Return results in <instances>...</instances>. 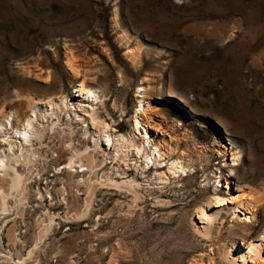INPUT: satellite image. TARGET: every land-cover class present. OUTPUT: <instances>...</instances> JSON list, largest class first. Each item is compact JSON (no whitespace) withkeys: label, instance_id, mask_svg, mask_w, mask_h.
I'll list each match as a JSON object with an SVG mask.
<instances>
[{"label":"rangeland","instance_id":"1","mask_svg":"<svg viewBox=\"0 0 264 264\" xmlns=\"http://www.w3.org/2000/svg\"><path fill=\"white\" fill-rule=\"evenodd\" d=\"M81 83L98 103L79 96ZM64 96L59 119L39 121L57 125L34 143L27 200L10 197L0 213V264H242L226 252L236 240L249 252L243 239L261 245L264 264V201L256 217L240 205L264 193V0H0V119L23 121L30 100ZM92 111L132 142L129 158H107L93 180H135L140 199L99 185L83 216L87 187L65 191L64 167L70 140L93 147L88 121H77ZM178 158L187 170L173 173ZM77 169L76 180L91 175Z\"/></svg>","mask_w":264,"mask_h":264},{"label":"bare ground","instance_id":"2","mask_svg":"<svg viewBox=\"0 0 264 264\" xmlns=\"http://www.w3.org/2000/svg\"><path fill=\"white\" fill-rule=\"evenodd\" d=\"M66 64L67 67L71 70V72L76 74L78 73V71L76 70L75 62L72 57L70 56L67 57ZM76 92H79L80 97L83 96L84 98H86V100H89L93 103H98L100 100L96 91L87 87L84 83H81V85L78 86ZM138 92L144 94V95L142 94L137 95L138 98H141L139 99L140 106H139L138 114H142V112H144L146 116L147 110L144 109V107L146 106L144 103L147 100L146 94L144 93L145 90L144 88L140 87ZM17 97L20 96L18 95ZM44 103H45L44 106H41L42 104L41 102L30 100L29 101L30 112L29 114L26 115L23 121H21V119L19 120L18 116L15 113L11 115H5L3 120L0 119V139L1 142L3 143L2 145L7 146V149L6 148L0 149V213L8 212L10 210L9 208L10 197L19 196L20 199L18 200V204L24 205V202L27 200L28 193L30 190L29 174L33 171L34 164L38 157L34 149V143L39 142L42 144L46 137L47 131L49 129L54 130L55 126L57 125V123L51 122L52 124L50 126L49 125L46 126L44 125V123H41L39 121L40 120L46 121L47 118L49 117H58L59 119L58 114L68 109L69 104H71V100H69L67 97L64 96V97L50 98ZM77 118H78L77 120L78 122L84 121V119L88 121V124L86 126H82L83 135L86 137H91L94 144L93 147H88L84 150L78 148L77 146H73V144L70 143L71 140L69 144H66V148H67L66 150H71L72 156H71V161L64 168L65 169L70 168L72 169V171L69 173V179L66 181V184L64 185V190L74 193V190L79 191L82 186L87 187V191L89 194V199L87 201L88 207L84 212L85 214L83 216H86L88 214L89 208L91 206L90 201L94 197L95 191L99 185L100 186L114 185L120 188L127 187L134 192L136 196V200L140 199V196L137 193V185L139 184L136 183L135 180L124 181L119 183L118 181H114V178L109 176L107 177L105 183L100 182L97 184L96 181L93 180V176L96 175L98 167L101 164H103V162L108 160L107 158H111L113 160H119L120 153L126 159L129 158V153H130L129 143H132L131 140L124 135H118V136L114 135L113 132L114 130L111 129L110 124L103 120L97 119L94 111H92L91 114L86 113V116L77 115ZM141 121L139 118L138 119L136 118L134 124V130L138 132H142L143 134L145 133V135L148 136V132L143 129V123ZM142 141L144 140L142 139ZM133 146L137 148L138 154H142L143 152L146 151L144 150L145 141L143 142V144L142 143L139 145L134 144ZM100 156L104 157L102 162L99 160ZM159 156L162 157L163 154L160 153ZM149 159L151 160V162L155 163L153 158H149ZM241 159H242L241 151H237V153L234 154V158H233L235 165H238ZM137 163L138 162H136L135 164ZM78 166L80 168H83L81 173H85L86 171H88L91 174L90 176L92 177L89 176V178L87 179L82 178L81 180H76L75 175L76 173L79 172L77 169ZM170 169L173 173H178V169H181L182 171H186L187 166L180 158H178L176 161L172 163ZM158 178L160 180H164V177L160 176ZM254 198L255 197L253 195H249V194L245 195L243 196V199H248V200L245 201V203H243L244 201L240 202L241 203L240 205L241 206L243 205V207L248 211L251 212L254 211V216L256 217L255 209L258 207L257 206L258 204H261L264 201V193H262L257 200ZM250 199L254 200V202H252ZM235 201H238L237 198ZM199 214L202 219H204L203 217L209 218L207 212L203 208L199 209ZM69 216L67 217V219H70ZM72 216H73L72 218L81 217L78 213L75 214V216L74 215ZM53 222L54 220H52L51 223L48 224H45L44 222L43 225L44 227L40 234V239L45 238L48 230L51 229ZM206 230H207L206 234H209L211 231V226H206ZM262 239L264 240V235ZM243 241H244L243 245L248 244L249 252L238 251V247L240 246V244H238L239 242L236 240L235 242L232 243V246L228 249L226 254L230 256V255H234L237 252L242 254L243 259L246 261L244 262L243 260L242 264H248L250 262L254 264H258L256 259L261 256L260 254L261 245L255 244L254 242L251 241H246V239H243ZM30 253L33 254L36 252L30 251ZM235 258L238 257L235 256L234 259ZM23 263L25 262L23 261L22 264Z\"/></svg>","mask_w":264,"mask_h":264},{"label":"water","instance_id":"3","mask_svg":"<svg viewBox=\"0 0 264 264\" xmlns=\"http://www.w3.org/2000/svg\"><path fill=\"white\" fill-rule=\"evenodd\" d=\"M214 123V122H213Z\"/></svg>","mask_w":264,"mask_h":264}]
</instances>
